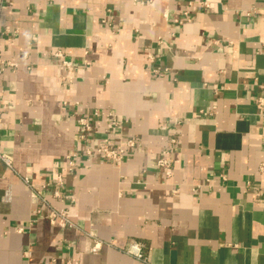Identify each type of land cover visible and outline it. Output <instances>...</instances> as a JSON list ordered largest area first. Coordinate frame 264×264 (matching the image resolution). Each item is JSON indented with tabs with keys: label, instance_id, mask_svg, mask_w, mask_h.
Here are the masks:
<instances>
[{
	"label": "crops",
	"instance_id": "0c3cea01",
	"mask_svg": "<svg viewBox=\"0 0 264 264\" xmlns=\"http://www.w3.org/2000/svg\"><path fill=\"white\" fill-rule=\"evenodd\" d=\"M0 26V264H264V0H0Z\"/></svg>",
	"mask_w": 264,
	"mask_h": 264
},
{
	"label": "built area",
	"instance_id": "2783aa9c",
	"mask_svg": "<svg viewBox=\"0 0 264 264\" xmlns=\"http://www.w3.org/2000/svg\"><path fill=\"white\" fill-rule=\"evenodd\" d=\"M253 11L255 12L256 9H254ZM187 20H190V16H189L188 12H185V17L183 19H180V21H178V22L183 23ZM11 32H12V30L9 28H6L3 31V29L0 26V36L3 35L4 33H11ZM53 56L57 59L62 60L63 65H65L67 67L72 66L71 61L64 59L65 56H64L63 52L57 51V52L53 53ZM18 66H19V63H17V62L6 60L2 54L1 49H0V74L7 67L17 68ZM258 101H259V106L261 108V113H263L264 112V98H260V99H258ZM79 122H80L81 127H82L81 137L83 139L87 140L89 138L91 126H90V124L86 118H80ZM135 144L136 143H135L134 139L127 138L121 142V145L119 148L101 147V148H98L96 150V152L99 153L100 155H103L107 160H112V161H115L116 164H119L122 161V159L125 157V155L127 153H129L128 152L129 149L132 147H135ZM92 152H95V151L91 150V149H87L88 154H91ZM169 155H170V151L166 150L163 153V156L157 162L158 166L163 168L167 175L171 174V166H172ZM76 157H77L76 154L70 157V161H69L70 165H72V166L74 165ZM0 159L9 167L12 165V159L9 157V155L4 153L1 148H0ZM262 196L264 197V192L262 193ZM50 219H51V222L58 223L62 227L73 226V223L71 222V220L68 217V212L65 210H61V211H56V210L54 211L53 210L50 213ZM100 247H101V243H97L92 247V250L97 251L100 249ZM143 248H144V246L142 243L135 241V240H132L124 247V251L126 253L134 256L137 259L145 261L146 257L144 255Z\"/></svg>",
	"mask_w": 264,
	"mask_h": 264
}]
</instances>
